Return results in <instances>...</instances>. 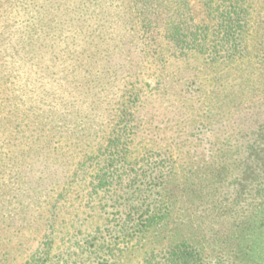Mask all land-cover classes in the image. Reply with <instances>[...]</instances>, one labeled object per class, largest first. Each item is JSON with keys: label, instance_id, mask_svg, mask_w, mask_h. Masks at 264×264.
I'll use <instances>...</instances> for the list:
<instances>
[{"label": "rangeland", "instance_id": "1", "mask_svg": "<svg viewBox=\"0 0 264 264\" xmlns=\"http://www.w3.org/2000/svg\"><path fill=\"white\" fill-rule=\"evenodd\" d=\"M142 1L0 0V264H158L179 243L264 264V200H231L221 146L264 99V0L230 55L202 0L186 48L166 30L181 0Z\"/></svg>", "mask_w": 264, "mask_h": 264}, {"label": "trees", "instance_id": "2", "mask_svg": "<svg viewBox=\"0 0 264 264\" xmlns=\"http://www.w3.org/2000/svg\"><path fill=\"white\" fill-rule=\"evenodd\" d=\"M153 1L143 0L142 6L153 9L149 13L153 17H158L156 4ZM158 2L160 3L161 0ZM201 3L206 12L217 11L213 17L217 25L215 37L219 43L215 46L216 51L223 50L228 52V55L239 52L237 37L242 30L246 16L245 0H202ZM178 4L179 7L170 14L171 16L176 15V18L168 21L169 26L166 30H169L173 37L183 35L181 43L184 48L187 44L203 45L207 39V30L201 28L198 23H194L189 3L186 0H181ZM257 61H262V58H258ZM236 107L239 108L234 117L222 121L227 126L222 135L226 137L224 140L230 144L227 145L223 140L222 149L230 148L234 151L232 160L234 174L229 181L222 178L224 182L222 186L231 191L232 201H242L243 207H247L250 201L259 200L261 203L264 200V117L260 116V109L264 107V99L251 106L238 104ZM100 172L95 179L98 185L102 182L105 185L113 177L115 171L110 166H103ZM202 262L203 258L199 249L187 243H179L168 248L158 264H202ZM29 264H37V262L32 260Z\"/></svg>", "mask_w": 264, "mask_h": 264}]
</instances>
